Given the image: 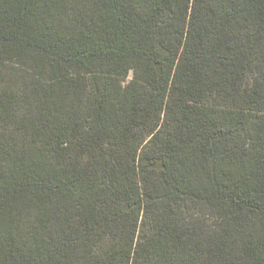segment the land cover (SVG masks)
I'll return each mask as SVG.
<instances>
[{"label": "trees", "instance_id": "1", "mask_svg": "<svg viewBox=\"0 0 264 264\" xmlns=\"http://www.w3.org/2000/svg\"><path fill=\"white\" fill-rule=\"evenodd\" d=\"M0 264H264V0H0Z\"/></svg>", "mask_w": 264, "mask_h": 264}]
</instances>
